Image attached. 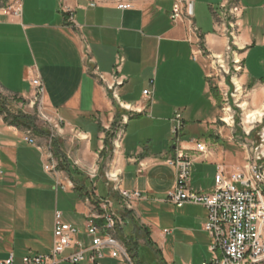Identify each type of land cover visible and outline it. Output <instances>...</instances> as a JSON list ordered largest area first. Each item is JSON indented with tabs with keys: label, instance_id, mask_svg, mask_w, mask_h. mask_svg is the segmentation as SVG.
Masks as SVG:
<instances>
[{
	"label": "crops",
	"instance_id": "0c3cea01",
	"mask_svg": "<svg viewBox=\"0 0 264 264\" xmlns=\"http://www.w3.org/2000/svg\"><path fill=\"white\" fill-rule=\"evenodd\" d=\"M179 1L187 12V0L130 2L128 10L119 8L128 1L50 0L46 8L32 5L33 15H26L20 2L17 13L0 18V105L31 110L30 80L39 76L45 86L43 111L50 120L46 129L35 124L39 147L25 142L23 129L0 124V261L14 256L21 264L25 256L49 254L55 214L83 228L103 200L112 202L124 223L119 237L134 264H148L140 257L143 249L151 255L150 264H203L213 258L204 231L208 211L196 205L178 208L169 201L177 179L168 164L176 155V115L184 125L182 146L194 159L192 192L210 193L220 171H238L243 162L210 131L221 120L222 97L217 80L209 78V65L202 57L195 59L190 25H196V2L188 10L192 17L173 21ZM215 1L216 6L209 4L212 31L199 30L204 48L221 56L227 39L216 21L224 0ZM238 6L243 62L238 81L249 93V108L258 109L264 103V0H239ZM43 15L47 20L36 22ZM95 70L108 83L116 72L123 82L118 100ZM147 90L151 97L143 95ZM50 137L53 146L44 149ZM191 141L204 143L207 154L193 152ZM47 165L55 171H47ZM120 191L141 197L127 202ZM42 204L51 226L28 233L27 223L35 227L38 216L13 212ZM19 237L30 238L36 254L18 256L14 245ZM79 239L86 241L84 235ZM101 264L128 263L106 253Z\"/></svg>",
	"mask_w": 264,
	"mask_h": 264
},
{
	"label": "built area",
	"instance_id": "2783aa9c",
	"mask_svg": "<svg viewBox=\"0 0 264 264\" xmlns=\"http://www.w3.org/2000/svg\"><path fill=\"white\" fill-rule=\"evenodd\" d=\"M185 12L184 2L179 1L173 8L172 20H184L192 17L190 10L192 0ZM239 0H224L220 13L217 16V26L226 37L225 53L216 56L208 52L202 44L200 30L195 24L190 25V34L197 45L195 59L202 57L209 65L210 79L217 80V88L222 97V112L230 114L237 95V83L243 71V62L239 58L240 47L237 44L239 25L238 6ZM133 7L126 2L119 5L122 10ZM187 13V14H186ZM90 61L92 59L90 58ZM95 75L106 90L118 100V90L123 82L112 74V82L108 83L103 74ZM33 87L32 108L38 110L39 116L50 123L48 116L43 111L45 86L39 76L30 80ZM242 87V86H241ZM243 92V88H242ZM145 97H151L152 92L144 91ZM120 106L129 110L126 106ZM264 119V118H263ZM263 119L255 124H262ZM230 120L234 123V117ZM8 112L0 113V124L9 125ZM225 124L230 125L225 119ZM173 130L176 155L168 164L176 170V184L169 192V201L178 208L185 205L202 206L208 211V218L204 224V231L211 239L210 251L213 258L203 264H264V129L257 133L254 142H242L241 147L253 154L249 164L244 169L226 174L220 171L215 177V185L210 193H195L189 188L192 177L194 159L192 151L183 148L182 132L184 125L178 114L174 120ZM256 127L245 133L251 137ZM24 140L30 145L39 147L32 129L23 130ZM53 137L49 139L50 150L53 146ZM193 152L201 155L207 154L204 143L191 141ZM41 147V146H40ZM46 170L55 171L53 165H47ZM121 197L129 202L141 197L139 193L120 191ZM122 219L112 209L110 200H103L99 204V212L90 215L84 222L83 228L71 225L64 221L60 212L55 214L53 229V247L47 255L25 256L21 264H101L106 253L114 259H121L128 264H134L128 253L125 243L119 234L123 227ZM168 233V231H165ZM84 235L86 241L79 239ZM0 264H16L14 256L1 260Z\"/></svg>",
	"mask_w": 264,
	"mask_h": 264
},
{
	"label": "rangeland",
	"instance_id": "374dc122",
	"mask_svg": "<svg viewBox=\"0 0 264 264\" xmlns=\"http://www.w3.org/2000/svg\"><path fill=\"white\" fill-rule=\"evenodd\" d=\"M93 1H98L101 3L128 1L134 4H137V5H151V4H158L165 0H93ZM214 1L215 0H195L196 2L195 23H196L197 28L200 29L204 34L211 32L213 29V22H212V16L209 10V4H213L216 6L217 3H213ZM20 2L24 8L26 15H33L31 14V11H32L31 8H32V5L34 4L41 5L45 8L46 6L50 5V0H0V18H7L10 15L17 13V11L20 9ZM215 2H218V0H216ZM170 6L171 4L167 5L166 9H170L171 8ZM46 20H47L46 16L43 15L40 18H38L36 22L43 23ZM248 97H249L248 92L247 93L242 92L241 94L237 93L236 98H235V103H233V107H232L230 114L224 115L222 111L220 114V118L228 119V123L230 125H227L223 121L220 120L216 125V129L210 130V131H213L215 135L219 136L221 139L226 141L230 145L233 153L242 156L243 163L239 170L244 169L245 166H247L250 162L249 158L253 157L252 153L244 150L241 147V143L242 142L246 143L250 141L254 142L256 139H258L257 133H262L264 129V119H263L264 117H263L262 124H253V127H256V128H255V131L252 132L251 137L247 138L245 136V133L249 131L245 125V115L248 111L252 112V111L257 110L254 107L249 108V103H247V100L249 99ZM244 104H248L247 111H245L242 108V105ZM7 106H8V110L11 112L18 113L19 111H22L24 114L32 116L35 120L36 126L39 129H44V128L46 129V127L49 128L48 123L39 116L38 110L36 108L34 109L32 108L31 110L22 108V110H20V109H17L16 106H9L8 104ZM231 116L234 117V123H232V121L230 120ZM194 137L197 138L198 136L194 135ZM49 144L47 143L46 145L49 146ZM13 213H15L13 215L27 214V215H37L38 216V221L33 222V226L35 227H32L31 223H27L28 227L26 228V230L28 231V233H30L31 231L41 232L40 230L41 229L43 230V227H47L48 225L51 226L52 217L51 215H48L49 213L47 212V207L45 204L38 206V208L31 206V205L18 207L17 210L14 211ZM18 224L19 225L21 224V226L23 225L24 227L25 223L18 222ZM159 226H160V229L165 228L166 227L165 221H161V224ZM14 247L17 252V255L21 257H23L24 255H28V254H36L35 252L37 250L32 240L26 237L17 238ZM150 256L151 255L148 251L144 249L141 250L140 257L141 259L145 261V263L150 264L152 262Z\"/></svg>",
	"mask_w": 264,
	"mask_h": 264
},
{
	"label": "trees",
	"instance_id": "16d2710c",
	"mask_svg": "<svg viewBox=\"0 0 264 264\" xmlns=\"http://www.w3.org/2000/svg\"><path fill=\"white\" fill-rule=\"evenodd\" d=\"M7 111L10 117L9 126L16 127L18 129H32L34 133L37 132V128L35 126V120L31 116L24 115L20 112L14 113L8 110L7 105L2 103L0 105V113Z\"/></svg>",
	"mask_w": 264,
	"mask_h": 264
},
{
	"label": "bare ground",
	"instance_id": "6f19581e",
	"mask_svg": "<svg viewBox=\"0 0 264 264\" xmlns=\"http://www.w3.org/2000/svg\"><path fill=\"white\" fill-rule=\"evenodd\" d=\"M237 83V93L241 94L242 93V87L239 83V81L235 80ZM242 108L247 111L248 108V104H244L242 105ZM228 115V114H227ZM264 117V104H262V106L257 109L256 111H252V112H247L245 115V125L247 127V129L250 131L253 127V124L260 122L262 120V118ZM228 122V119H225Z\"/></svg>",
	"mask_w": 264,
	"mask_h": 264
}]
</instances>
